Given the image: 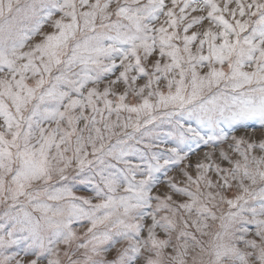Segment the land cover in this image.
<instances>
[{
	"label": "snow or ice",
	"instance_id": "obj_1",
	"mask_svg": "<svg viewBox=\"0 0 264 264\" xmlns=\"http://www.w3.org/2000/svg\"><path fill=\"white\" fill-rule=\"evenodd\" d=\"M0 264H264V0H0Z\"/></svg>",
	"mask_w": 264,
	"mask_h": 264
},
{
	"label": "rangeland",
	"instance_id": "obj_2",
	"mask_svg": "<svg viewBox=\"0 0 264 264\" xmlns=\"http://www.w3.org/2000/svg\"><path fill=\"white\" fill-rule=\"evenodd\" d=\"M160 150H163V149H160ZM204 151H208V149H202V151H201V155L203 154ZM192 159L195 160L196 157H192ZM173 175H176V173H173ZM164 190H165V189H163V188L160 189V191H164ZM78 194H87V193H83V192H82V193H78ZM81 234H82V233H81Z\"/></svg>",
	"mask_w": 264,
	"mask_h": 264
}]
</instances>
